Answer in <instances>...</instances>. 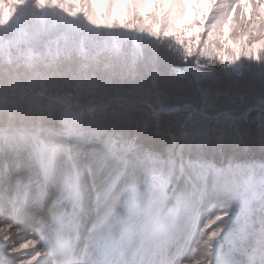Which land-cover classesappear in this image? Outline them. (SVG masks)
Listing matches in <instances>:
<instances>
[{"label": "trees", "instance_id": "16d2710c", "mask_svg": "<svg viewBox=\"0 0 264 264\" xmlns=\"http://www.w3.org/2000/svg\"><path fill=\"white\" fill-rule=\"evenodd\" d=\"M126 15L120 20L128 27V35L111 29L112 23L104 31L107 35L90 34L82 40L77 34L71 40L75 47L58 53L47 65L29 62L31 54H25L23 62L17 63L13 47L0 51V100L7 96L17 97L0 107V127L23 123L60 127L64 107L54 100L59 98L71 105L90 104L71 110L81 120V129L111 131L121 140L132 141L138 151L164 157L168 156L169 133L179 135L180 116L162 114L155 118L144 104L128 109L104 102L122 98L135 104L148 102L155 108L189 103L208 113H240L249 105L264 102V48L259 51V61L252 55L241 57L242 66L237 71L226 55L205 46L207 56L203 51L199 59L203 75L197 78L189 68L188 56L195 39L182 36L186 27L182 32H166L157 39L153 14L140 15L134 29L129 13ZM155 71L156 78L153 77ZM39 91L44 95L37 94ZM44 102L48 106L44 107ZM26 112L38 113L43 119H32L24 114ZM256 113L252 111L248 121L241 125V133L247 130L244 136H251L254 127L258 129L260 123ZM25 117L28 119L24 121ZM221 126L201 116H195L187 124L184 154L188 161L201 157L218 162L247 158L256 151L260 153L257 147L255 150L224 148L226 137L223 134L226 133L221 132ZM250 139L256 141L259 137H246L240 142L249 144ZM213 141L221 143L217 146Z\"/></svg>", "mask_w": 264, "mask_h": 264}, {"label": "rangeland", "instance_id": "374dc122", "mask_svg": "<svg viewBox=\"0 0 264 264\" xmlns=\"http://www.w3.org/2000/svg\"><path fill=\"white\" fill-rule=\"evenodd\" d=\"M63 2V0H60ZM166 5L158 6L157 0H153V11L156 15V30L160 32V37H163V33L170 31L180 30L182 32L183 28H187L186 33H183V37L185 38H194L196 42H198L199 47L201 48V53L205 52V56H207V52L209 50L219 52L221 54L226 55L228 59L231 61L232 66L238 71L241 69V57H250L254 56L256 61H259V51L264 48V40L258 42L257 40H253V38H241L234 40L236 33L229 32L228 36L225 34V24L226 18H230L233 14H228V11L232 9H219L216 1L213 0H164ZM261 0H256V3H259ZM5 7H0V24L7 21L6 12L10 11L11 20L7 22V26L0 28V51H7L12 48L14 43L22 40L30 31H58L65 38L73 40L74 37L78 34L82 37V40L87 38V35L95 34V35H107V32H104L108 29V26L112 23L111 29L113 27L114 30L122 31L128 35L129 29L126 25L121 23V18L124 16L127 17L126 11H130L131 20L137 19L141 14H147L150 11L151 3L149 0H85L83 2V7L80 9L79 7L72 9L65 5L60 6L59 14L56 12V8L50 9V14L48 15L44 10L48 9V7L44 5L33 6L31 9L27 8L23 4V9L21 10L16 5H11L10 0H2ZM188 2H192L195 9V15L191 11L188 10ZM80 6V2H76ZM125 3L128 4L129 10L125 9ZM205 4V5H204ZM256 5V4H255ZM258 5V4H257ZM256 5V6H257ZM43 8V11L40 10ZM50 8V7H49ZM102 9L106 15H103ZM159 9L163 10V16L160 18ZM196 10V11H195ZM216 11V12H215ZM220 13H219V12ZM253 12V11H252ZM46 13V15H45ZM215 13V14H214ZM206 14L205 23L202 24V20L204 19ZM218 14V15H217ZM250 14L240 13V18H244V22L248 21V16ZM106 16V17H105ZM150 19V17H146ZM158 18V23H157ZM148 19L144 21L148 23ZM161 20L160 30L157 29V26ZM120 21V22H119ZM243 20L240 19V23ZM10 23V24H9ZM133 23V22H132ZM9 24V25H8ZM240 25V24H239ZM245 24L239 26L240 34L242 28ZM103 32V33H102ZM159 34V33H158ZM178 34V32H175ZM126 35V36H127ZM120 37H123L120 35ZM76 38V37H75ZM158 38V37H157ZM207 46V47H205ZM202 47H204L202 49ZM197 49V47H196ZM198 50V49H197ZM198 57V56H197ZM190 62V69L195 75V77L200 78L203 75V71L200 69L196 57L194 56ZM33 57L31 55V59H28L29 62H32ZM34 61V60H33ZM32 64V63H30ZM157 73L155 71L154 78L157 77ZM37 79V78H36ZM67 82V81H65ZM57 84L63 85V83L58 82ZM12 97V96H11ZM16 97V96H15ZM44 107L48 106L47 102H44ZM194 107L186 108L189 112L193 111ZM186 110V111H187ZM198 110V109H197ZM199 111V110H198ZM188 112V113H189ZM66 119L71 123L70 127L76 131L82 123L81 120L77 118L76 114L66 110L62 112ZM210 129V128H209ZM230 135L223 134L226 137L225 142H223L224 148L232 147L234 149H264V143H261L260 139L254 141L250 139L248 142L243 144L238 138V132H234V130L228 131ZM79 133V131H76ZM207 133L211 134L210 130H207ZM247 133V130L243 129L242 133ZM240 134V133H239ZM92 136H96V133L91 132ZM252 138L251 136H244L243 138ZM45 138H47L54 146L53 151L59 153V142L64 141L66 138L58 139L57 136L53 134V132H44L41 139L38 142H42ZM36 138L29 139L28 141H16L13 143H9L10 147H12V155L15 157L16 155H20L18 157L19 162L25 163L29 162V159L32 163L35 161V153H32L30 156H26L24 148H28L29 146L36 142ZM69 140V139H67ZM212 140L209 138L208 143ZM252 141V142H251ZM214 142V141H213ZM79 143V142H77ZM217 146L221 143L220 141L214 142ZM93 149L98 150L104 161L112 164L114 167H118L124 165L127 168L128 173L122 178L119 183H116L114 190L119 189L122 193V199L120 201L119 207L121 205L127 206L130 210L136 211L140 209V204L142 205L143 201L146 198L152 196L156 197V201L160 204L156 209V216L163 212L165 209L171 208L175 206L174 204L168 205L165 197V190L162 188H157L159 186L167 187L168 182L171 180L172 175L178 173L179 170L182 169L183 172L188 173L187 169L193 171L190 172V179L187 180V185H196L200 184L206 188V193L208 198L227 196L232 194L234 189H244L247 193L256 194V200H259V194L261 189L264 187V165H259L255 163L252 166H246L245 164H238L233 161H230L231 166L226 167V171L228 173V179L221 183V179L217 176L218 172L221 170H209L206 172L203 162H198L195 164H184L180 166L179 164L172 161L155 160V158L147 156L144 160H137L134 156L125 153L121 155H117L112 159L111 153L109 150L106 152H101V149L96 144H91ZM112 159V160H111ZM111 160V161H110ZM110 161V162H109ZM51 168V167H50ZM150 171V173H148ZM181 171V172H182ZM179 172V173H181ZM153 173L162 174L163 177L160 180L152 179L151 175ZM150 174V175H149ZM154 175V174H153ZM160 176V175H159ZM217 177V178H216ZM218 180L220 182H218ZM220 184V188L218 186ZM218 186V187H217ZM186 189L185 182L182 180L179 182L178 188ZM71 190V187L68 188V192ZM113 190V191H114ZM182 190V192H183ZM112 191V192H113ZM182 194V193H181ZM178 194L177 196H180ZM56 203V200H54ZM53 204V202H51ZM168 206V207H167ZM118 207V208H119ZM143 212V210H141ZM119 213V212H118ZM120 218H124V215H118L117 221L122 220ZM120 222V221H119ZM258 223V217H257ZM123 223L120 225L123 227ZM1 227V225H0ZM120 227V228H121ZM119 228V229H120ZM259 230L257 229V232ZM207 230H205V233ZM2 233H0L1 235ZM5 236V235H4ZM3 236H0V240H3ZM181 242H183L181 240ZM222 242V238L220 233H216L211 236L209 239L206 234H201L196 236L193 241L190 243H184L187 247L186 255L189 253L194 256V261L192 264H219L220 261L230 260L232 257L221 256L219 254V244ZM3 246H5L4 241L1 242ZM264 258V253H261L257 250L252 256L249 257L253 264L255 262L260 261Z\"/></svg>", "mask_w": 264, "mask_h": 264}, {"label": "clouds", "instance_id": "9594fccd", "mask_svg": "<svg viewBox=\"0 0 264 264\" xmlns=\"http://www.w3.org/2000/svg\"><path fill=\"white\" fill-rule=\"evenodd\" d=\"M75 45L58 31H30L22 40L13 45V56L17 63H22L25 54H31L36 65L53 61L58 53L73 49ZM26 116L40 120L38 113H24ZM29 152L35 153V161L31 163L35 179H45L51 191L58 199L69 188L79 195L71 207L53 209V222L57 212L62 213L84 230V234H99V231L114 230L119 215L118 207L122 199L119 189L106 196L113 188L118 169L103 160L98 150L82 147L72 140H65L56 156L53 174L42 177L41 173L53 166V148L51 141L45 138L29 146ZM55 201H53V204ZM54 227V223H53Z\"/></svg>", "mask_w": 264, "mask_h": 264}, {"label": "snow or ice", "instance_id": "6c2138e0", "mask_svg": "<svg viewBox=\"0 0 264 264\" xmlns=\"http://www.w3.org/2000/svg\"><path fill=\"white\" fill-rule=\"evenodd\" d=\"M253 129L250 135L264 143V119L258 129ZM238 138L242 141L243 134L238 133ZM217 176L221 183L228 179L227 172H218ZM175 199L176 205L160 212L151 223L154 229L170 233L186 244L201 234L210 239L220 233L219 254L232 259L219 264H253L249 257L257 250L264 253V188L257 201L242 188L227 196L208 198L204 186L189 184ZM15 252L9 246L0 248V264H29ZM255 264H264V258Z\"/></svg>", "mask_w": 264, "mask_h": 264}, {"label": "bare ground", "instance_id": "6f19581e", "mask_svg": "<svg viewBox=\"0 0 264 264\" xmlns=\"http://www.w3.org/2000/svg\"><path fill=\"white\" fill-rule=\"evenodd\" d=\"M85 0H10L11 5H16L18 6L21 10L23 9V4H26L25 6L29 9H31L33 6H40V5H44L46 7H48V9L44 10L48 15L50 14V9L51 8H56V12L59 14L62 11H59L60 8L59 5L64 6V3L66 6L71 7L72 9H75L77 7H79L80 9H82L83 7V2ZM110 1V0H109ZM113 1V0H111ZM216 1V4H218V8L219 9H224L223 11L227 10V9H232L228 11V14H233V16H230V18H226V24H225V34L226 36H228L229 32L236 33L235 37L233 38L234 40L237 39H241V38H253V40H257L258 42L263 41L264 40V0L261 1V3H256V0H213ZM76 2H80V6L76 3ZM157 4L158 6H165L166 2L164 0H157ZM257 6H256V5ZM0 7L4 8L5 5L2 2V0H0ZM50 7V8H49ZM41 11H43V8H40ZM253 11V12H252ZM216 12V11H215ZM219 12V11H218ZM243 12L244 14H250L248 16V21L244 22V18H240V13ZM45 13V15H46ZM220 13V12H219ZM215 14V13H214ZM159 15L160 18H162L163 16V10L159 9ZM218 15V14H217ZM6 19L7 21H5L2 25V23L0 24V28L7 26V22H10L11 20V13L10 11L6 12ZM240 19L243 20L240 23ZM206 20V14L204 19L202 20V24L205 23ZM12 21V20H11ZM11 23V22H10ZM9 23V24H10ZM161 20L158 24V26H161ZM245 24L242 28V31L240 34H237V31L239 32V26L242 24ZM8 24V25H9ZM240 24V25H239ZM234 35V34H233ZM32 201V200H31ZM30 201V202H31ZM156 202V197L155 196H150V198H146L142 205L140 204V209L139 212H131V210H127L128 207L124 206L123 208H121V210L118 212L121 214H127L128 218H132L134 217V215H140V213H142V208L144 210V208H148L149 206H151L152 208L154 207V203ZM41 203L40 199L38 201V203H35V205ZM149 204V206H148ZM33 206V204L29 203L27 204V208L28 210L31 209V207ZM14 210V212H16V209L14 208H9ZM33 211V208H32ZM39 215L41 216V212L40 211H36L34 212V218H38ZM142 215H140V217H142ZM153 215H149L148 219L152 220L153 219ZM122 223L119 222V220H116V225L120 226ZM0 233H2L0 236H3L4 238H2L3 240H0V248L9 246L13 249L16 250V255H19L20 258H26V255L24 254V252L21 250L22 248H26L28 246V242L24 241V235L22 233H20V230H18V228L16 226L19 225V220L15 218L14 215H8V214H0ZM113 232L114 230H105L102 232ZM32 233V232H30ZM5 235V236H4ZM99 235H103V239H109L114 238V237H121V240L123 241V245L126 246V248L124 247L123 251L121 254L117 253V261H115L113 264H117L119 260L123 261V264H129V260L130 257L132 255V253L134 252H139L136 248H135V242H129V240H127V238H129L132 234H99ZM9 238L12 239V241H9ZM29 240V239H27ZM2 241H4L5 246H3V244L1 243ZM16 242V245H15ZM129 243V244H128ZM185 247V246H184ZM38 249L35 247L33 248L30 256H36L38 257ZM186 252V251H185ZM184 252V248H182L180 251L176 252L173 257L174 261L173 264H192V262L194 261V256L190 255L189 253L186 255V253ZM100 258H102L103 256H99ZM114 257L109 259V264L111 260H113ZM107 259V257L104 259V261ZM26 261V260H25ZM144 262V264H148L149 261L146 260H142ZM31 264H39V261H31ZM105 264H108V262L106 261Z\"/></svg>", "mask_w": 264, "mask_h": 264}]
</instances>
